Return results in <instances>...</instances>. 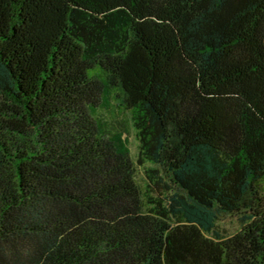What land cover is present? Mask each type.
I'll list each match as a JSON object with an SVG mask.
<instances>
[{
  "label": "trees",
  "instance_id": "1",
  "mask_svg": "<svg viewBox=\"0 0 264 264\" xmlns=\"http://www.w3.org/2000/svg\"><path fill=\"white\" fill-rule=\"evenodd\" d=\"M0 264H264V0H0Z\"/></svg>",
  "mask_w": 264,
  "mask_h": 264
},
{
  "label": "rangeland",
  "instance_id": "2",
  "mask_svg": "<svg viewBox=\"0 0 264 264\" xmlns=\"http://www.w3.org/2000/svg\"><path fill=\"white\" fill-rule=\"evenodd\" d=\"M127 140H128V149H129L130 157L133 160L135 157V152H136V141L131 131H129L128 133ZM134 178L138 185L143 184V174H142L141 168L138 166H136ZM217 225L218 227L222 228L227 233H232L238 228L237 222L235 218L232 216L220 217L217 222Z\"/></svg>",
  "mask_w": 264,
  "mask_h": 264
}]
</instances>
